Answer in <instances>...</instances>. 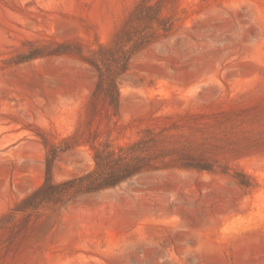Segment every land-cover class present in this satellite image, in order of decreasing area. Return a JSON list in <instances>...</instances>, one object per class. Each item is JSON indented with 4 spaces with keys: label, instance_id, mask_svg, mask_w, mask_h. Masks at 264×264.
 <instances>
[{
    "label": "rangeland",
    "instance_id": "374dc122",
    "mask_svg": "<svg viewBox=\"0 0 264 264\" xmlns=\"http://www.w3.org/2000/svg\"><path fill=\"white\" fill-rule=\"evenodd\" d=\"M139 1L0 0V264H264V0H166L173 30L129 60L118 115H95L83 56ZM147 128L216 171L164 167L9 216L43 184L52 145L70 139L52 169L63 181L94 168L87 140Z\"/></svg>",
    "mask_w": 264,
    "mask_h": 264
},
{
    "label": "trees",
    "instance_id": "16d2710c",
    "mask_svg": "<svg viewBox=\"0 0 264 264\" xmlns=\"http://www.w3.org/2000/svg\"><path fill=\"white\" fill-rule=\"evenodd\" d=\"M166 0H140L123 26L108 44H100L91 50L90 56H83L97 73V81L90 99L95 115L104 112L106 117L118 115L120 106L119 77L128 69L131 57L160 37L169 34L174 27L171 15L165 13ZM99 103L102 108H99ZM92 140L94 168L77 177L63 181L53 178V165L57 156L71 148L70 139H63V145H52L46 156V177L43 184L24 197L9 216L24 214V221L32 215L46 210L54 211L77 197L97 193L140 175L164 167L178 166L198 171H216V160L207 158L188 143H168L161 133L147 128L135 141L116 146L96 144ZM222 172L227 170L222 168ZM235 177L243 186H249V177L237 172ZM242 177V178H239Z\"/></svg>",
    "mask_w": 264,
    "mask_h": 264
}]
</instances>
